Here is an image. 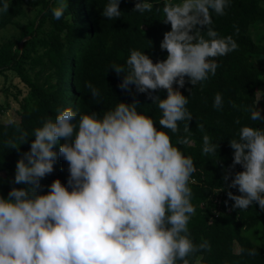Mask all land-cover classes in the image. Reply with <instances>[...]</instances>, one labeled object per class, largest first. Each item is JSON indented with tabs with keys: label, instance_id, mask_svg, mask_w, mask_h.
Returning <instances> with one entry per match:
<instances>
[{
	"label": "clouds",
	"instance_id": "obj_1",
	"mask_svg": "<svg viewBox=\"0 0 264 264\" xmlns=\"http://www.w3.org/2000/svg\"><path fill=\"white\" fill-rule=\"evenodd\" d=\"M120 2L107 0L102 15L121 17ZM9 6L3 0L0 13ZM229 7L230 0H166L162 21L171 30L160 43L166 59L154 63L132 49L125 64L110 65L123 74L122 91L131 94L135 86L136 93L152 100L161 113L159 129L138 111L137 101L119 102L102 116L57 108L55 118L42 120L31 135L17 128L18 136L5 142L8 148L35 138L15 167L13 183L24 187L0 196V264H190L191 255L211 251L207 240L194 243L189 229L196 215L190 187L194 161L168 133H180L183 123V133L190 134L189 99L179 89L186 82L202 88L216 75L218 58L238 48L231 35L220 36L213 27V15L224 16ZM67 9V0H59L51 9L53 18L60 20ZM152 10L151 0H136L133 9L141 14ZM85 88L98 100L96 87L86 81ZM160 90H166V98L154 95ZM229 103L249 113L251 121L264 123V110ZM223 104L222 94L216 93L213 108L222 110ZM198 128L204 131L203 124ZM237 137L229 140L230 169L239 165L243 170L227 186L240 194L228 191L227 196L241 211L254 204L264 211V127L244 125ZM57 144L68 165L67 185L56 179L43 193L41 180L54 171ZM177 144L189 145V136L178 135ZM218 149L219 143L204 134L202 155H216ZM230 169L223 176L226 183ZM239 252L251 258L259 254L256 247Z\"/></svg>",
	"mask_w": 264,
	"mask_h": 264
},
{
	"label": "trees",
	"instance_id": "obj_2",
	"mask_svg": "<svg viewBox=\"0 0 264 264\" xmlns=\"http://www.w3.org/2000/svg\"><path fill=\"white\" fill-rule=\"evenodd\" d=\"M67 2L68 9L60 20L54 19L51 11L59 0H9L8 12L0 13V31L9 27L20 31L14 40L4 36L0 42V77L5 81L11 75L16 77L26 91L12 85L13 97L19 105L18 118L8 123L0 120V196L5 198L12 187H24L13 183L15 167L35 137L30 136L18 149L8 148L5 142L18 136V127L31 135L42 120L55 118L57 108H78L80 113L96 112L102 116L119 102L137 101L138 111L150 116L160 128L161 113L152 100L144 93H136L135 86H130L131 94L122 91L118 85L123 74L118 76L109 67L114 63L125 64L132 49L149 55L154 63L166 59L167 52L160 48L163 34L171 30V25L162 21L166 0H151L153 10L143 14L133 11L136 0H121L122 15L115 20L102 15L107 0ZM253 25L264 30V0H230L224 16L213 15V27L220 36L231 35L237 50L218 58L220 67L216 75L202 88L186 82L179 89L189 99L186 107L193 116L189 121L190 134L183 133V123L180 133L168 134L174 146L193 159L196 169L190 181L191 202L196 208V215L189 223L192 238L196 244L203 240L211 244L210 252L191 255L190 264H264V211L258 204L241 211L233 207L234 201L227 196L228 191L240 194L227 184L236 172L243 170L239 165L230 169L233 152L229 140L238 138V130L244 125L264 127V123L251 121L249 113L229 103L258 107L264 67L255 61L264 59V44H257L252 38ZM26 37L21 48L20 43ZM86 81L100 91L98 100L91 98L85 88ZM216 93L222 94V110L213 108ZM154 95L164 99L167 92L160 90ZM8 107L9 104L0 103V110ZM261 114L264 116V111ZM237 118L240 124L234 122ZM199 124L204 125L203 132ZM204 134L219 143L216 155H202ZM178 135H188L190 144H177ZM53 150L57 153L54 171L41 180L43 193L56 179L67 185V162L59 156V144ZM229 169L231 175L226 183L223 176ZM236 245L239 250L256 247L259 254L255 258L240 254L235 251Z\"/></svg>",
	"mask_w": 264,
	"mask_h": 264
},
{
	"label": "rangeland",
	"instance_id": "obj_3",
	"mask_svg": "<svg viewBox=\"0 0 264 264\" xmlns=\"http://www.w3.org/2000/svg\"><path fill=\"white\" fill-rule=\"evenodd\" d=\"M28 13L31 14V11L28 10ZM20 31L14 27H9L8 29H4L0 31V42L2 41L4 36H7L11 39H15L17 36H19ZM250 34L254 41L257 44H264V30L259 25H253L250 29ZM256 65L264 67V59L256 60ZM263 82H264V76H263ZM12 85H17L20 88L23 89V92L25 91V88L23 84L19 82V80L14 77L10 76L8 81H5L4 78L0 77V103L9 104V107L3 110H0V120L3 122H11L18 118L17 110H19V105L17 102H15V99L13 97V93L15 92L14 89H12ZM8 92L6 93V91ZM257 104L260 109H264V85L259 89L258 95H257ZM235 251L238 252L239 248L236 245Z\"/></svg>",
	"mask_w": 264,
	"mask_h": 264
},
{
	"label": "water",
	"instance_id": "obj_4",
	"mask_svg": "<svg viewBox=\"0 0 264 264\" xmlns=\"http://www.w3.org/2000/svg\"><path fill=\"white\" fill-rule=\"evenodd\" d=\"M27 39H28V37L24 38V39L21 41V43H20V47H21V48H22L23 42H24L25 40H27Z\"/></svg>",
	"mask_w": 264,
	"mask_h": 264
}]
</instances>
